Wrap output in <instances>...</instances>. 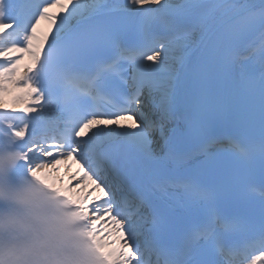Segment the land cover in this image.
Listing matches in <instances>:
<instances>
[{
	"label": "snow or ice",
	"instance_id": "6c2138e0",
	"mask_svg": "<svg viewBox=\"0 0 264 264\" xmlns=\"http://www.w3.org/2000/svg\"><path fill=\"white\" fill-rule=\"evenodd\" d=\"M257 32L264 38V0H0V109L24 114L0 129V264H227L197 240L225 190L243 198L252 170L222 175L206 144L196 173L169 168L180 130L167 124L181 99L200 135L226 108L258 121L264 183V49L259 75L242 51ZM195 35L201 59L187 70L174 54ZM53 109L59 120L42 127ZM67 161L78 169L65 184L54 177Z\"/></svg>",
	"mask_w": 264,
	"mask_h": 264
},
{
	"label": "bare ground",
	"instance_id": "6f19581e",
	"mask_svg": "<svg viewBox=\"0 0 264 264\" xmlns=\"http://www.w3.org/2000/svg\"><path fill=\"white\" fill-rule=\"evenodd\" d=\"M94 2H98V0H89L86 3L91 4V3H94ZM51 11L52 12H56V11H59V9L58 8H54V9H51ZM48 27H49L48 26V22L46 20L45 21H41L40 25L37 28V34L40 35L39 37H37L38 40L42 39L45 35L48 34ZM193 39H194L195 42L193 44H191L190 47H188L186 50H184L182 52L181 51H177L174 54L175 57H181V56H183L184 59H187L188 55L190 54V51L193 50L195 46H197L198 41H199V36L198 35H195L193 37ZM257 44H259V42ZM242 50H243V48H242ZM30 62H31L30 56H28L27 54H25V56L20 61V70H21V72L26 71L27 65L30 64ZM173 62H175V61H173ZM8 99L10 100L11 97H8ZM18 107H23V105H19ZM73 173H74V169H68L66 167H62L61 168V173L60 174H57L54 178H57L58 179L60 177V175H63V177H64V183L67 184L69 182L68 181L69 175H71ZM75 189L76 188H73V195L80 194L79 192H76Z\"/></svg>",
	"mask_w": 264,
	"mask_h": 264
}]
</instances>
